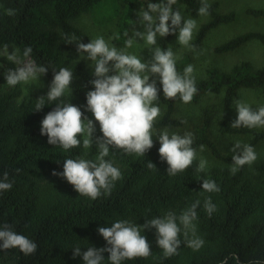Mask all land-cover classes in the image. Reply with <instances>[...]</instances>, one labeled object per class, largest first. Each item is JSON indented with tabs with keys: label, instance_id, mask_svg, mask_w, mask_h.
I'll use <instances>...</instances> for the list:
<instances>
[{
	"label": "trees",
	"instance_id": "trees-1",
	"mask_svg": "<svg viewBox=\"0 0 264 264\" xmlns=\"http://www.w3.org/2000/svg\"><path fill=\"white\" fill-rule=\"evenodd\" d=\"M160 2L166 0H0V48L5 44L18 48L22 57L23 50L30 47L29 58L37 66L48 68L45 78L49 84L53 71L67 68L73 73L69 92L54 104L46 102L38 112V99H30L16 108H10L0 99V179L7 172L9 180L14 181L11 190L0 192V225H10L13 231L37 244V251L30 256L18 249L0 251V264H84L82 256L73 259L74 247H81L82 253L90 246L105 247L106 242L97 232L99 227H110L119 220L143 226L146 219L163 217L169 211L179 216L196 200L200 201V206L193 222L195 234L204 240L198 251L182 244L177 255L164 258L156 243V230L151 229L142 234L150 245L151 255L122 264H264V160L245 165L234 175L228 168L220 167L197 173L193 164L185 172L170 177L166 162L155 155L157 145L154 143L144 157L110 149L105 159L120 170L121 178L109 195L102 194L96 200L80 196L66 180L52 175L53 171H63L64 159L95 160L98 155L95 143L89 149L81 144L64 151L59 146L49 145L47 137L40 135L41 121L55 108V103H72L84 111L86 93L92 90L89 84L92 69L68 55V51H76L75 43L90 42L89 36L72 21L89 13H95L99 22L105 24L119 17L117 37L124 41V33H129L133 26L137 6L146 9L147 3ZM201 4L202 0H177L173 10L181 11L180 7L186 6L195 19L200 16ZM208 5L210 20L198 29L192 44L195 48L204 43L211 30L237 19L235 12H219L217 3ZM8 9L14 10L15 15H7ZM246 14L264 18V9H248ZM174 36H157L155 47L167 50ZM254 41L264 47V33L240 34L214 51L226 54ZM188 62L189 57L176 62L177 72L183 74ZM195 84L197 93L191 102H197L205 94L224 93L225 104L230 105L243 89L264 91V68H256L250 61H242L229 71L211 68L206 78ZM157 87L160 92L154 106L163 108L164 113L156 119L153 130L181 127L182 121L175 118L179 98L165 99L162 89ZM84 114L88 116V112ZM212 123L211 116L205 114L196 128L192 146L203 145L217 159H224L211 137ZM218 131L227 136L247 135L250 137L248 145L253 148L264 141V128H231L230 122L221 121ZM148 162L155 168L149 169ZM203 179L215 181L220 191L204 192ZM208 197L216 206L211 216L203 207ZM189 238H193L191 231ZM104 260L107 264L106 252Z\"/></svg>",
	"mask_w": 264,
	"mask_h": 264
},
{
	"label": "clouds",
	"instance_id": "clouds-1",
	"mask_svg": "<svg viewBox=\"0 0 264 264\" xmlns=\"http://www.w3.org/2000/svg\"><path fill=\"white\" fill-rule=\"evenodd\" d=\"M176 3L177 0H166L156 4L147 3L146 9L141 7L136 14V24L143 31H138L136 27L130 37L125 32L124 35L128 38L124 48L118 49L110 45L103 36H97L87 44L81 41L75 43L79 59L91 62L89 67L92 69V79L89 84L92 90L86 93L84 111L72 103H55V108L41 121L40 135L47 137L49 145L59 146L64 151L81 144L84 149L91 148L93 143L97 146L98 155L95 160L64 159L63 171L52 173L53 176L66 180L80 196L96 200L102 194L109 195L115 182L121 178L120 170L105 159L110 149L120 150L126 155L144 157L153 147V126L160 115V108L154 106L160 92L157 80L162 86L163 97L168 100L179 98L182 103L188 104L197 93L194 67L188 65L183 74H180L176 70L178 57L174 55L172 48L162 50L160 47H153L157 43V36L164 38L177 32V43L183 48L191 47L190 42L197 22L191 18L185 20L179 10L174 11L173 5ZM209 7L206 0H202L198 15H207ZM6 14L12 16L15 11L8 9ZM138 40L149 47L150 60L142 62L141 57L127 51ZM31 52L32 49L26 47L21 57L18 48H13L11 54L7 44L0 48V57L16 65L15 70L9 69L4 73L7 86L28 84L47 73V67L37 66L34 61L27 59ZM53 74L47 95L37 100L36 112L42 110L46 102L54 104L53 102L70 90L73 82L72 71L61 68L53 71ZM233 103L237 118L231 123V128L264 127V106L253 109L244 100ZM85 112L91 113L94 119H89ZM97 124L101 136H95ZM78 137H82V140ZM156 138L160 144L159 157L168 165V176L185 172L197 159L196 149L192 146V133L187 132L183 136L176 133L170 135L165 128ZM200 151H204L203 145L200 146ZM231 152L233 163L229 166V171L233 175L257 160L253 146L242 145L239 141L233 145ZM147 167L155 168L151 162L147 163ZM207 167L208 161L200 158L195 171L203 173ZM13 183L5 172L0 179V192L11 190ZM202 190L214 193L219 192L220 188L215 181L203 179ZM199 206L200 201L196 200L179 216L169 211L163 217L146 219L143 226L129 220H119L110 227H99L97 232L106 242V246L100 249L90 246L83 253L81 247L76 246L73 259L82 256L84 264H105V252L108 253L107 264H122L124 261L147 258L151 255L150 245L141 233L151 229L156 230V243L164 258L177 255L182 244L198 251L204 245V240L196 236L193 223L197 219ZM203 207L209 216L216 211L210 197L205 199ZM190 231L193 238H189ZM10 249H18L25 256H30L37 251V244L13 231L10 225H0V251ZM234 259L238 260V257Z\"/></svg>",
	"mask_w": 264,
	"mask_h": 264
},
{
	"label": "rangeland",
	"instance_id": "rangeland-1",
	"mask_svg": "<svg viewBox=\"0 0 264 264\" xmlns=\"http://www.w3.org/2000/svg\"><path fill=\"white\" fill-rule=\"evenodd\" d=\"M208 3H217L219 12L226 14L235 12L237 19L230 24L221 25L209 32L204 43L198 47H193V41L201 25L209 22L210 16L204 15L195 18L197 27L193 32V37L190 42V48H183L177 43L178 32L170 43V47L175 56L178 57L176 62H180L189 57V62L186 65H192L194 67L193 76L195 81L206 78L207 71L211 68H218L222 71H229L231 68L242 62L250 61L256 68H264V47L259 42H250L239 49L226 54H217L214 49L231 40L232 38L251 31L264 33V18H253L246 14L248 9H264V0H206ZM140 6H137L133 13V26L129 30V37L132 35L133 30L137 27L138 31H143L142 27L136 24L137 13L140 10ZM180 13L182 17L186 19H193L190 16V9L186 6L180 7ZM73 24L85 32L90 40L97 36H103L105 40L110 44L116 46L118 49L124 48L125 40L120 41L117 37L119 31V17L111 21L108 24L99 22L98 16L95 13L84 14L81 17L74 19ZM155 47V46H153ZM13 48H9V54H11ZM131 54H135L142 58V62L151 59V51L149 47L144 44L143 41H137L133 47L127 50ZM68 55L72 56L76 62L83 63L87 68L90 61H84L79 59L77 51H68ZM86 55V54H85ZM27 59H30L29 57ZM31 60V59H30ZM32 61V60H31ZM0 99L8 104L10 108H16L20 105L28 102L30 99H38L41 96L47 95L50 84L45 78V75L41 76L35 81H31L28 84H19L15 87L7 86V82L4 78V73L9 70H15L16 65L10 63L6 58L0 57ZM157 85L162 89V86L157 80ZM244 100L253 109H257L264 106V91L259 88L255 89H243L238 93L237 98L234 100ZM233 101V102H234ZM164 113V109L160 108V118ZM205 114H209L212 118V130L211 137L217 143L224 159H217L207 147H204V151H200V147L195 148L197 152V159L193 162L195 166L199 163L200 158H204L208 161V167L206 171L215 167L228 168L232 165L231 148L239 141L242 145L249 144L250 137L243 136H227L221 135L218 131L219 123L221 121H228L232 123L237 118V112L235 110V104H225L224 93L220 94H205L202 95L197 102H190L184 104L180 101L177 103L175 118L182 121V126L175 129H168L169 134H179L183 136L185 133L190 132L193 134V138L196 136V128L202 123ZM89 119H94L91 113H88ZM261 128H254L256 130H262ZM164 130V129H162ZM162 130H153V143L157 145V152L155 155L160 159L158 154V147H160L159 141L156 138L158 133ZM101 134L98 125H96L95 136ZM82 140V137H78ZM257 154V160L255 162L264 160V141L254 147ZM161 160V159H160ZM254 162V163H255ZM264 180V177H263ZM146 231V230H145ZM144 231V232H145ZM148 232L150 230H147ZM142 232L141 234H143Z\"/></svg>",
	"mask_w": 264,
	"mask_h": 264
}]
</instances>
